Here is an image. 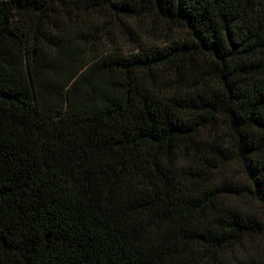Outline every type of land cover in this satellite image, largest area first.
<instances>
[{"label":"trees","instance_id":"obj_1","mask_svg":"<svg viewBox=\"0 0 264 264\" xmlns=\"http://www.w3.org/2000/svg\"><path fill=\"white\" fill-rule=\"evenodd\" d=\"M0 264H264V0H0Z\"/></svg>","mask_w":264,"mask_h":264}]
</instances>
